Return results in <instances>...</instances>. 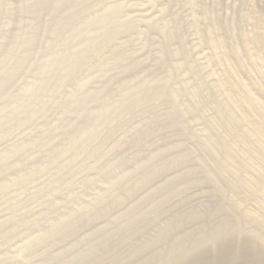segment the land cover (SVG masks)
Masks as SVG:
<instances>
[{"label":"rangeland","instance_id":"rangeland-1","mask_svg":"<svg viewBox=\"0 0 264 264\" xmlns=\"http://www.w3.org/2000/svg\"><path fill=\"white\" fill-rule=\"evenodd\" d=\"M263 94L264 0H0V264H164L220 185L264 241Z\"/></svg>","mask_w":264,"mask_h":264},{"label":"bare ground","instance_id":"bare-ground-1","mask_svg":"<svg viewBox=\"0 0 264 264\" xmlns=\"http://www.w3.org/2000/svg\"><path fill=\"white\" fill-rule=\"evenodd\" d=\"M57 6H59V4H57ZM60 7V6H59ZM67 22V21H66ZM92 50V49H91ZM94 50V49H93ZM90 52V51H89ZM85 53H87L86 51H85ZM91 53V52H90ZM90 53H88V54H90ZM126 72H128V71H126ZM146 86V85H145ZM144 86V87H145ZM234 88V90L236 89L235 88V86H233ZM150 88H152V87H150ZM161 90V89H160ZM238 90V89H237ZM236 91V90H235ZM234 91V92H235ZM243 93V92H242ZM238 94L237 96H239V95H243V94ZM259 93H261V92H259ZM263 93V92H262ZM158 95H159V93H157ZM161 94H163V93H161ZM157 95V96H158ZM264 95V94H263ZM156 96V95H155ZM245 96V95H244ZM247 96V95H246ZM261 96V95H260ZM165 97H167V96H165ZM263 97V96H262ZM235 98V97H234ZM241 98H243L244 99V97H242L241 96ZM246 98V97H245ZM166 99V98H165ZM232 99V98H231ZM241 100L240 99V97H238L237 98V100ZM234 100V99H233ZM250 100V99H249ZM248 100V101H249ZM257 100V99H256ZM255 100V101H256ZM144 101V100H143ZM146 101V100H145ZM166 101V100H165ZM232 101V100H231ZM242 101L243 100H241V102L240 103H242ZM169 102V101H168ZM234 102H236V101H234ZM240 103H239V105H240ZM243 103L244 104H251L252 102H250L249 101V103H246L245 102V100L243 101ZM242 103V104H243ZM254 103V102H253ZM253 103H252V105H253ZM258 103V102H257ZM237 104H238V102H237ZM241 104V105H242ZM249 104V105H250ZM256 104V103H255ZM259 104V103H258ZM229 105V104H228ZM233 105H234V103H233ZM236 105V104H235ZM234 105V106H235ZM240 105V106H241ZM252 105H250V109L252 108V110L254 109V107H251ZM257 105V104H256ZM233 106V107H234ZM238 106V105H237ZM240 106H238V107H240ZM259 106H261V105H259ZM225 107V106H224ZM228 107V106H227ZM236 107V106H235ZM249 107V106H248ZM222 108H223V106H222ZM243 108V107H242ZM261 108V107H260ZM218 109V108H217ZM232 109V108H231ZM249 109V110H250ZM264 109V108H263ZM262 109V110H263ZM230 110V109H229ZM235 110H237V109H235ZM256 109H254V111H255ZM257 110H259V107L257 108ZM219 111H221V108H220V110ZM228 111V110H227ZM234 111V110H233ZM240 111H241V109H240ZM245 111V110H244ZM251 111V110H250ZM261 111V110H260ZM224 112H225V110H224ZM242 112V111H241ZM239 113V114H241V116L242 117H244L243 115H245L246 113ZM253 112V111H252ZM251 112V113H252ZM175 113H177V112H175ZM255 113H257V112H255ZM254 113V114H255ZM221 114V113H220ZM226 114V113H225ZM234 114V113H233ZM254 114H253V116H254ZM178 115V114H177ZM249 115H251L250 113H249ZM256 116H257V114H255ZM263 115V114H262ZM165 116H167V115H165ZM218 116H219V113H218ZM223 116V115H222ZM225 116H227V115H225ZM240 115H239V117L238 118H240L241 117ZM246 116V115H245ZM250 117H252V116H250ZM255 117V116H254ZM220 118V117H219ZM223 118H225L224 116H223ZM227 118V117H226ZM238 118H236L235 117V119H236V121L237 120H239ZM167 119H170V117L169 118H167ZM216 119V118H215ZM221 119V118H220ZM230 119V118H229ZM248 119H250V118H248ZM253 119H255V118H251L250 120H252V121H254ZM257 119V118H256ZM255 119V120H256ZM219 120V119H218ZM217 120V121H218ZM231 120V119H230ZM230 120H228V122H227V125L229 124H231L230 126H232V127H230L229 126V128H233L234 126H235V124L234 125H232V123H229L230 122ZM233 120H234V118H233ZM240 120L242 121V118H240ZM260 120V119H259ZM258 120V121H259ZM207 121V120H206ZM214 121V120H213ZM222 121V120H221ZM224 121H225V119H224ZM223 121V123H225ZM232 121V120H231ZM241 121H240V123L239 122H237V123H239V124H241V126H242V123H241ZM245 121V120H244ZM249 121V120H248ZM252 121H250V123H252ZM159 122V121H158ZM204 122H205V120H204ZM209 122V121H208ZM215 122V121H214ZM235 122V121H234ZM160 123V122H159ZM211 123V122H210ZM213 123V122H212ZM216 123V122H215ZM219 123V122H218ZM222 123V122H221ZM222 123V129H224L223 128V126H226V125H224ZM245 124L246 123H248V122H244ZM204 124H206V123H204ZM220 124V123H219ZM219 124H217V125H219ZM226 124V123H225ZM239 124H237V125H239ZM249 124V123H248ZM253 124V123H252ZM170 125V124H169ZM207 125V124H206ZM210 125V124H209ZM209 125H207L206 127H208L209 128ZM212 125V124H211ZM210 125V126H211ZM215 125V124H214ZM214 125H213V127H214ZM236 125V126H237ZM256 125L257 124H255V126L254 127H256ZM259 125V124H258ZM262 125H263V123H262ZM262 125H261V127H262ZM171 126H173V125H171ZM220 126L221 125H219V127L217 128V129H221L220 128ZM245 126V125H244ZM253 126V125H252ZM217 127V126H216ZM259 127H260V125H259ZM260 127V128H261ZM211 128V127H210ZM235 128V127H234ZM240 128V127H239ZM246 128V127H245ZM250 128V127H249ZM264 128V127H263ZM263 128L259 131V134L261 133H263L264 131H263ZM213 129V128H212ZM216 129V128H215ZM216 129V130H217ZM225 129L227 130L228 129V126H226L225 127ZM230 129V130H231ZM255 129V128H254ZM179 130V129H178ZM177 130V131H178ZM210 130V129H209ZM229 130V131H230ZM238 130V129H237ZM241 130V129H240ZM239 130V131H240ZM246 130V129H245ZM259 129L257 128V131H258ZM180 131H182V130H180ZM179 131V132H180ZM204 132H205V130H203ZM221 131V130H220ZM235 131V130H234ZM238 131V132H239ZM253 132H256V131H254V130H252ZM226 132V131H225ZM236 132V131H235ZM235 132H234V135L236 136V139L238 140V135H242V131H240L239 132V134H238V132H237V134L238 135H236L235 134ZM246 132V131H245ZM248 132V131H247ZM246 132V133H247ZM182 133H183V131H182ZM205 133H208V132H205ZM251 133V132H250ZM179 134H181V133H179ZM191 134V133H190ZM189 134V135H190ZM193 134H196V133H192L191 135H193ZM212 134H213V130H212ZM212 134H211V136H212ZM227 134H229V132L227 133ZM231 134V133H230ZM253 134V133H252ZM197 135V134H196ZM203 135V134H202ZM244 135H247V134H244ZM250 135V134H249ZM249 135H247V136H249ZM181 136V135H180ZM206 136V135H205ZM208 136H210V135H208ZM260 137L262 136V135H259ZM263 136H264V133H263ZM182 137V136H181ZM228 137V136H227ZM255 137V136H254ZM253 137V138H254ZM257 137V136H256ZM255 137V138H256ZM180 138V137H179ZM201 138V137H200ZM199 138V139H200ZM207 138V137H206ZM210 138V137H209ZM215 138H217V137H215ZM231 138V137H230ZM233 138V137H232ZM231 138V139H232ZM239 138H241V136L239 137ZM263 137H261V139H262ZM178 139V138H177ZM182 139V138H181ZM193 139H195V138H193ZM208 139V138H207ZM212 139V138H211ZM235 139V140H236ZM242 139V138H241ZM241 139L240 140H238V141H241ZM245 139H247V137L246 138H244L243 140V142H245ZM260 139V140H261ZM213 140V139H212ZM217 140V139H216ZM215 140V141H216ZM228 140V139H227ZM259 140V139H258ZM180 141V140H179ZM200 141V140H199ZM203 141V140H202ZM223 141H224V139H223ZM231 141V140H230ZM253 141H256V140H254L253 139ZM263 141V140H262ZM173 142H175V141H173ZM204 142V141H203ZM202 142V143H203ZM210 140H209V144H210ZM219 142V141H218ZM218 142H216L215 144H217ZM221 143H222V141H220ZM219 142V143H220ZM224 142H226V141H224ZM234 142H236V141H234ZM242 142V141H241ZM259 141H257V143H258ZM176 143V142H175ZM230 143V142H229ZM245 143H247V142H245ZM181 144V143H180ZM199 144V143H198ZM227 144H228V142H227ZM227 144H226V146H227ZM173 145V144H172ZM182 145V144H181ZM201 145V144H200ZM224 145V144H223ZM223 145H221L220 144V146H219V144H217V147H220V148H218V149H221L222 151H224L225 153H227L226 151H228V148L226 147V148H224V146ZM238 145V144H237ZM263 145V144H262ZM174 146V145H173ZM172 146V147H173ZM198 147H199V145H197ZM202 146V145H201ZM206 146V147H205ZM211 146H212V144H211ZM214 146V145H213ZM216 146V145H215ZM241 146V145H240ZM181 147V146H180ZM197 147V148H198ZM204 147L205 148H208V146L207 145H204ZM234 147V146H233ZM244 147V146H243ZM247 148V147H246ZM260 148V147H259ZM172 149V148H171ZM184 149V148H183ZM186 149V148H185ZM184 149V150H185ZM199 149V148H198ZM225 149H227L226 151H225ZM237 149V148H236ZM164 150H166V149H164ZM187 150V149H186ZM189 150V149H188ZM201 150H203L202 148H201ZM205 150V149H204ZM210 150V149H209ZM209 150H208V152H209ZM241 150V149H240ZM240 150H237V151H240ZM244 150H245V148H244ZM171 151V150H170ZM177 151V150H176ZM190 151V150H189ZM192 151V150H191ZM205 151H207V150H205ZM215 151H217L216 149H215ZM222 151H220L219 150V152H222ZM233 151H234V149L232 150V153H233ZM262 151V150H261ZM181 152V151H180ZM200 152V151H199ZM223 152V153H224ZM229 152V151H228ZM236 152V151H235ZM244 153H245V151H243ZM256 152V151H255ZM254 152V153H255ZM176 153V152H175ZM178 153V152H177ZM186 153V152H185ZM190 153V152H189ZM231 153V152H230ZM230 153H227L228 155H225V156H227L226 158H225V156H224V154H221L222 155V157L224 156V160H226V161H228L229 160V158L231 159V154ZM237 153V152H236ZM235 153V154H236ZM241 153V152H240ZM172 154V153H171ZM171 154H169V155H171ZM183 154V153H182ZM194 154V153H193ZM263 154V156H264V151H262V153H261V155ZM162 155V154H161ZM173 155V154H172ZM188 155V154H187ZM197 155V154H196ZM208 155V154H207ZM207 155H205V156H207ZM213 155V154H212ZM237 155V154H236ZM239 155V154H238ZM242 155V154H241ZM155 156V155H154ZM177 156H179V155H177ZM176 156V157H177ZM204 156V155H203ZM211 156V155H210ZM240 156V155H239ZM263 156H262V158H263ZM158 157V156H157ZM170 157H173V156H170ZM179 157H181V155L179 156ZM189 157V156H188ZM191 157V156H190ZM213 157H214V155H213ZM212 157V159L211 160H213V159H215V157L213 158ZM222 157L221 156H219V158L218 157H216V160L213 162V164H214V167H219V166H221L222 165V162L224 161L223 159H222ZM234 157V156H233ZM232 157V158H233ZM245 157V156H244ZM244 157H242V158H244ZM166 158V157H165ZM241 157H240V159H242ZM260 157H258V159H259ZM261 158V159H262ZM171 159V158H170ZM191 159V158H190ZM257 159V160H258ZM264 159V158H263ZM177 160V159H176ZM179 160V159H178ZM181 160H183L182 158H181ZM207 160V159H206ZM223 160V161H222ZM233 160V159H232ZM242 160H244V162H245V159H242ZM260 160V159H259ZM170 161V160H169ZM210 161V160H209ZM226 161H225V163H226ZM231 161V160H230ZM229 161V162H230ZM247 161V160H246ZM186 162V161H185ZM189 162V161H188ZM229 162H228V164L227 165H229ZM231 162H233V161H231ZM241 162V161H240ZM243 162V163H244ZM258 162V161H257ZM260 162V161H259ZM262 162V161H261ZM180 163V162H179ZM225 163H224V166L223 167H226L225 166ZM234 163V162H233ZM164 164V163H163ZM246 164V163H245ZM250 164V163H249ZM252 164V163H251ZM258 164V163H257ZM260 165H263V164H261V163H259ZM247 165V164H246ZM253 165V164H252ZM251 165V166H252ZM255 165H256V161H255ZM235 165L233 164H231V167H234ZM248 166H250V165H248ZM250 166V167H251ZM258 166V165H257ZM256 166V167H257ZM164 167V166H163ZM210 167H211V164H210ZM229 167H230V165H229ZM229 167H227V169L229 168ZM240 167V166H239ZM261 167H263V169H259L260 171H264V165L263 166H261ZM220 168H222V167H220ZM243 167L241 166L240 167V169H242ZM252 168V167H251ZM250 168V169H251ZM195 169V168H194ZM215 169V168H214ZM223 169V170H222ZM221 170H222V172H221V175L220 176H224V177H226L225 176V174L229 171V170H227L226 171V169L225 168H222ZM225 169V170H224ZM230 169V168H229ZM240 169L239 168H234L232 171H230V172H228L227 173V177L229 178V176L228 175H231L233 178H235V179H237V178H239V180H240V177H239V175H240ZM248 169V168H247ZM242 170H244L245 171V169H242ZM189 171V170H188ZM217 171H219V170H217ZM249 171V170H248ZM247 171V172H248ZM255 171H256V169H255ZM192 172V171H191ZM211 172H214V171H211ZM211 172H210V175H211ZM220 172V171H219ZM188 173V172H187ZM186 173V174H187ZM218 173V172H217ZM217 173H215L216 175H217ZM249 173V172H248ZM259 173V172H258ZM262 173V172H261ZM160 174H161V172H160ZM205 174V173H204ZM207 174H208V172H207ZM215 174H214V176H215ZM260 174V173H259ZM258 174V175H259ZM213 175V174H212ZM263 175V174H262ZM261 174H260V176H262ZM191 176V175H190ZM222 177H220V178H222ZM224 177H223V179H224ZM243 177V176H242ZM246 177V180H247V176H245ZM202 178V177H201ZM210 178V177H209ZM219 178V177H218ZM217 178V179H218ZM227 178V179H228ZM231 178V177H230ZM244 178V177H243ZM249 178V177H248ZM251 178H252V176H251ZM254 179H255V177H253ZM252 178V179H253ZM210 179H212V178H210ZM242 179V178H241ZM186 180V179H185ZM184 180V181H185ZM193 180V179H192ZM238 180V181H239ZM245 180V178L243 179V181ZM257 180V179H256ZM148 181V180H147ZM201 181V180H200ZM205 181V180H204ZM203 181V182H204ZM207 181V180H206ZM210 181V180H209ZM235 181V180H234ZM261 181V180H260ZM233 181H231V183H232ZM240 182L242 183V181L240 180ZM246 183L248 182V181H245ZM249 182H251L250 180H249ZM256 183L255 184H257L258 183V181H255ZM186 183V182H185ZM197 183H198V181H197ZM209 183V182H208ZM223 183V182H222ZM231 183H230V185H231ZM234 183V182H233ZM236 184H239V183H237V182H235ZM244 183V182H243ZM261 183H263V182H261ZM260 183V184H261ZM214 184H215V186L216 187H218L217 186V184L218 183H215L214 182ZM227 184V183H226ZM251 185L253 184V183H250ZM259 184V185H260ZM264 184V183H263ZM263 184H261L260 185V187H262V185ZM188 185V184H187ZM219 185V184H218ZM234 185V184H233ZM233 185H231V186H233ZM246 185V184H245ZM236 186V185H235ZM240 186H242L243 187V185H237V187L236 188H239L240 189ZM253 186V185H252ZM257 186V185H256ZM168 187V186H167ZM225 186H223V187H221V185H220V188H224ZM245 187V186H244ZM214 188V187H213ZM219 188V189H220ZM247 188V187H246ZM251 188V187H250ZM255 188V187H254ZM166 188H164V190H165ZM191 189V188H190ZM215 190H216V188H214ZM218 189V188H217ZM218 189V190H219ZM227 189H228V187H227ZM238 189V190H239ZM255 189H258V187L257 188H255ZM215 190H213V193L212 192H208V193H205L209 198L207 199L206 197L204 198V200L206 199V200H209L210 199V197H211V199L212 198H215L216 199V197H217V199H219V201L217 200V201H214L215 203H213V205H212V207L211 208H209V209H207L206 208V210L205 211H196L195 213L194 212H192V214H193V219H194V217L195 218H197L198 220L200 219V221L199 222H201V224H203V226H205V229H208V231H206V234H203L202 233V231L201 230H196V231H193V232H191V233H187V235H185L184 237H182V239H181V242L179 243V242H176L174 245H173V247L171 248L170 247V249L168 250L167 249V252H166V254H167V256H165V257H167V258H162L163 260H165L166 259V262L164 263V264H264V241H256V238H255V236L252 234V233H250V232H247L246 230H242V229H240V228H238L237 229V226H236V229L235 230H233L232 229V227H231V224H235V221H239V222H242L243 223V221L244 220H242V218L241 217H243L242 216V214L239 216V215H237L236 214V211H238V209H237V207H236V205L234 206H232V207H235V209L234 208H226V207H224V205L222 204L223 202H222V197H223V194H221V192L220 191H218L217 190V192L215 191ZM236 190V189H235ZM238 190H236V191H238ZM248 190H249V188H248ZM163 191V190H162ZM207 191V190H206ZM228 191V190H227ZM231 191V190H230ZM230 191H228V192H230ZM261 191V190H260ZM259 190H257V192H260ZM224 192V191H223ZM226 192V191H225ZM251 192H253V191H251ZM160 193V192H159ZM169 193V192H168ZM170 193H172V192H170ZM169 193V194H170ZM238 193H239V191H238ZM245 193H247V191H245ZM244 193V194H245ZM162 194V193H161ZM165 194V193H164ZM226 194H227V192H226ZM234 194V193H233ZM240 194V193H239ZM251 194L252 193H250V197H251ZM263 194V192H261V193H259V195H262ZM203 195V194H202ZM231 195V194H230ZM246 195H248V194H246ZM168 196V195H167ZM232 196V195H231ZM235 196V195H234ZM171 197V196H170ZM201 197H203V196H201ZM200 197V198H201ZM236 197V196H235ZM240 197V196H239ZM238 197V198H239ZM244 197V196H243ZM249 197V198H250ZM257 197V196H256ZM255 197V198H256ZM262 197H264V196H262ZM224 198V197H223ZM234 198V197H233ZM249 198H245V199H243V201L242 202H246V204L248 203L247 201L249 200ZM214 199V200H215ZM203 200V201H204ZM227 200V199H226ZM233 200V199H232ZM238 200V199H237ZM236 200V201H237ZM170 201V200H169ZM169 201H166V203L167 202H169ZM235 201V200H234ZM254 201V200H253ZM230 202V201H229ZM228 202V203H229ZM237 202H239V200L237 201ZM242 202L240 203V204H242ZM207 203V202H206ZM205 203V204H206ZM231 203H233V202H231ZM255 203V202H254ZM161 204V203H160ZM210 204V203H209ZM239 204V203H238ZM239 204V205H240ZM259 204H261V203H259ZM258 204V205H259ZM164 205V204H163ZM244 205V204H243ZM209 206V205H208ZM207 206V207H208ZM231 206V205H230ZM196 207V206H195ZM240 207V206H239ZM244 207V206H243ZM252 207V206H251ZM263 207H264V205H263ZM259 208V207H258ZM261 208V207H260ZM251 209V208H250ZM253 209V208H252ZM252 211V210H251ZM254 211H256V208H255V210ZM231 213V215H229V216H227L228 215V213ZM243 212V211H242ZM238 213H241V212H238ZM255 213V212H254ZM257 213V212H256ZM259 213H261V212H259ZM191 214V215H192ZM258 215V214H257ZM263 216V215H262ZM222 217H225L224 219H226V220H224V222H223V224H220L219 225V227H213V226H211L213 223H214V221L215 220H217V218H222ZM251 217V216H250ZM185 218V217H184ZM187 219V218H186ZM192 219V218H191ZM223 219V218H222ZM188 220V219H187ZM196 220V219H195ZM175 222L177 221V227H180V226H182V224H184V223H186V220L185 219H180V220H174ZM264 221V220H263ZM218 224V223H217ZM162 225V224H161ZM185 225V224H184ZM222 225V226H221ZM261 227H262V229L264 228V222H261ZM160 227V226H159ZM260 227V228H261ZM167 229V228H166ZM165 229V230H166ZM181 229V228H180ZM174 230V229H173ZM172 230V231H173ZM264 230V229H263ZM170 231V230H169ZM168 231V232H169ZM184 232V231H183ZM261 232V231H260ZM170 233V232H169ZM182 233V232H181ZM168 234V233H167ZM264 234V233H263ZM169 235V234H168ZM178 235V234H177ZM161 238V239H160ZM165 238H166V235H163V236H160L159 238H158V240L157 241H155L154 243H152L151 245H149V247L151 246V248H152V245H157V244H161L164 240H165ZM177 239V238H176ZM178 239H180V238H178ZM190 240H192V241H190ZM188 242H191L190 244H188ZM161 248H162V246H161ZM160 248V249H161ZM155 249V248H154ZM158 249V248H157ZM141 251H143V250H141ZM144 251H146V253H147V251H148V246H147V249H144ZM144 251H143V253H144ZM138 252V251H137ZM140 253V252H139ZM158 254V253H157ZM159 256V255H158ZM151 257V256H150ZM157 259H159V258H157ZM157 259H155V262H157L156 260ZM162 260V261H163ZM153 261V260H152ZM161 263V262H160ZM152 264H153V262H152ZM158 264V263H157Z\"/></svg>","mask_w":264,"mask_h":264}]
</instances>
